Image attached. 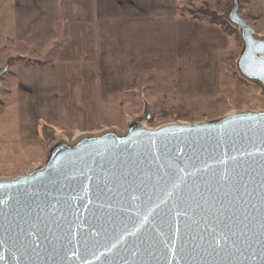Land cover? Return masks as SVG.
Listing matches in <instances>:
<instances>
[{
    "label": "water",
    "instance_id": "1",
    "mask_svg": "<svg viewBox=\"0 0 264 264\" xmlns=\"http://www.w3.org/2000/svg\"><path fill=\"white\" fill-rule=\"evenodd\" d=\"M231 1L237 71L264 87V36ZM46 151L0 178V264H264V110L134 120Z\"/></svg>",
    "mask_w": 264,
    "mask_h": 264
},
{
    "label": "crops",
    "instance_id": "2",
    "mask_svg": "<svg viewBox=\"0 0 264 264\" xmlns=\"http://www.w3.org/2000/svg\"><path fill=\"white\" fill-rule=\"evenodd\" d=\"M182 1L12 0L15 41L35 49L59 44L44 65L15 69L28 135H37L40 123L60 137L92 133L100 109L148 76L172 78L180 96L214 91L230 36L181 15Z\"/></svg>",
    "mask_w": 264,
    "mask_h": 264
},
{
    "label": "rangeland",
    "instance_id": "3",
    "mask_svg": "<svg viewBox=\"0 0 264 264\" xmlns=\"http://www.w3.org/2000/svg\"><path fill=\"white\" fill-rule=\"evenodd\" d=\"M185 8H207L223 14L232 6L231 0H184ZM12 0H0V69L8 70L0 78V178L16 176L39 166L46 159L49 143L62 137L42 125L38 134L29 136L18 112L14 73L19 65L32 60L45 61L58 50L51 42L42 49L17 42L13 37ZM256 34L264 36V0H239V12ZM226 19V18H225ZM227 20V19H226ZM231 24V23H229ZM230 46L221 55L219 84L204 95L180 96L170 79L148 76L137 81L129 95L107 102L100 110L95 134L104 130L124 131L134 120H142L149 128L168 123H193L210 120L230 112L264 110V87L242 78L236 68L242 41L238 27L231 24ZM62 38V36H61ZM71 134L66 132L65 137Z\"/></svg>",
    "mask_w": 264,
    "mask_h": 264
},
{
    "label": "trees",
    "instance_id": "4",
    "mask_svg": "<svg viewBox=\"0 0 264 264\" xmlns=\"http://www.w3.org/2000/svg\"><path fill=\"white\" fill-rule=\"evenodd\" d=\"M177 10L181 13V15H187L192 19H205L207 22L211 24H216V26L221 27L228 35H231V29L235 30L236 28L232 27L231 24L225 19L223 14L217 13L214 10L201 8V9H194V8H185L183 5H178ZM45 64V61H38L32 60L25 65H35V66H42Z\"/></svg>",
    "mask_w": 264,
    "mask_h": 264
},
{
    "label": "bare ground",
    "instance_id": "5",
    "mask_svg": "<svg viewBox=\"0 0 264 264\" xmlns=\"http://www.w3.org/2000/svg\"><path fill=\"white\" fill-rule=\"evenodd\" d=\"M137 121H139V123H141L143 126L147 127L145 125V122L144 121H142V120H137ZM79 137H80V135L79 136H74L72 138H67V137L63 136L61 139H64L65 141H68V142H72V141L76 140ZM51 144H53L52 141L49 143L48 147L51 146Z\"/></svg>",
    "mask_w": 264,
    "mask_h": 264
}]
</instances>
